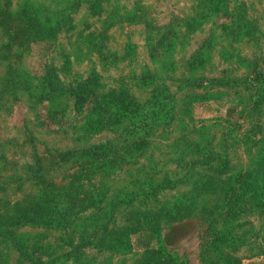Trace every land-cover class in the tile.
<instances>
[{"label":"rangeland","instance_id":"rangeland-1","mask_svg":"<svg viewBox=\"0 0 264 264\" xmlns=\"http://www.w3.org/2000/svg\"><path fill=\"white\" fill-rule=\"evenodd\" d=\"M260 161L264 0H0V264H250Z\"/></svg>","mask_w":264,"mask_h":264},{"label":"trees","instance_id":"trees-1","mask_svg":"<svg viewBox=\"0 0 264 264\" xmlns=\"http://www.w3.org/2000/svg\"><path fill=\"white\" fill-rule=\"evenodd\" d=\"M257 164L259 165V167H256V166L251 167L250 169L244 171L242 174L238 175V178L236 180V183L238 186H236V188H233V189L228 188L230 189L229 192L232 194V198L229 200L231 203H233V208L230 209L229 211L230 213H228L225 216L226 217L228 216L227 218L229 219L230 218L233 219V221L236 220L232 228L233 230L234 229L239 230L243 226H246L247 223H249V222H242V219L244 217L247 218L249 216V215L244 216V215H247L246 213L248 211H260V216H261L260 218H264V161H260ZM218 182L220 183L218 184L219 189H217L216 187L215 189L218 190L219 192V190H222L225 188L224 187L221 188L222 187L221 182L219 180ZM236 206L238 207L236 211H234V208ZM216 207L218 208V205L215 206V209ZM226 226H227V223H225L224 227ZM219 236H220V233H218L216 237V243L218 244V246L222 244L223 242L225 243L227 242V240L226 241L221 240ZM242 238H244V236H233V240L237 242L236 244L237 246L242 247V245H244L245 242L242 241ZM263 245H264V233L262 234L261 245H260L258 256L263 254V250H262L264 248ZM233 263L237 264L235 260Z\"/></svg>","mask_w":264,"mask_h":264},{"label":"crops","instance_id":"crops-1","mask_svg":"<svg viewBox=\"0 0 264 264\" xmlns=\"http://www.w3.org/2000/svg\"><path fill=\"white\" fill-rule=\"evenodd\" d=\"M262 250H263V254L258 256L257 258H254V259L250 260L249 261L250 264H264V248ZM255 259H256V261H253Z\"/></svg>","mask_w":264,"mask_h":264}]
</instances>
